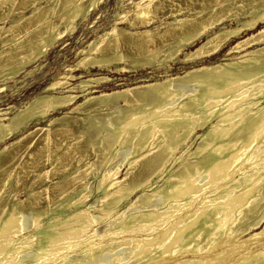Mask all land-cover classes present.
I'll use <instances>...</instances> for the list:
<instances>
[{
    "label": "bare ground",
    "instance_id": "obj_1",
    "mask_svg": "<svg viewBox=\"0 0 264 264\" xmlns=\"http://www.w3.org/2000/svg\"><path fill=\"white\" fill-rule=\"evenodd\" d=\"M39 1H31L33 11L28 17L19 16L8 27L0 26V75L13 78L26 71L58 39L72 33L75 21L85 18L101 0H88L86 6L83 0H48L52 4L43 8L36 6ZM163 1H131V10L116 16L131 26H147L159 19L157 12L166 8ZM15 2L0 0V9L7 7L0 21ZM169 2L170 8L180 6L175 0ZM201 5L207 12L195 16L178 18L184 10H172L173 20L162 32L155 27L131 33L113 23L82 51L85 68L100 70L114 64L115 72L121 73L128 69L120 67L121 62L132 69H162L160 79L86 95L75 106L76 90L88 92L112 79L89 78L73 85L69 82L83 76L69 72L24 107L0 109V174L28 152L32 141L24 145L22 141L33 133L15 140L11 148H20L11 156L6 140L22 135L32 122L61 109L89 116L105 111L101 118L87 119L91 124L85 130H97L94 152L101 155L99 167L76 158L83 169L74 171L70 183L56 185L57 205L31 208L29 234L23 233L30 222L19 209L22 201H8L1 207L0 264H264V28L228 50L250 48L239 56L216 63L202 61L264 25V0H202ZM243 10L247 20L239 19ZM228 18L236 19V27L222 26ZM23 21L31 26L16 30ZM125 34L129 36L126 42ZM24 35L28 46L14 53ZM176 64L188 70L169 75ZM55 87L58 93L52 92ZM70 124L36 129L35 134L42 135L28 153L29 164L53 158L65 166L69 152L57 154L54 142L71 133L79 139L86 136L83 131L74 132ZM257 148L262 150L257 152ZM121 150L125 154L118 159ZM121 169H126L124 174ZM91 173H96L98 209L86 203ZM13 187L12 176L1 178L0 198ZM29 195L34 198L36 194ZM41 216L45 222L36 225ZM100 219L106 222L102 233L96 228Z\"/></svg>",
    "mask_w": 264,
    "mask_h": 264
},
{
    "label": "rangeland",
    "instance_id": "obj_2",
    "mask_svg": "<svg viewBox=\"0 0 264 264\" xmlns=\"http://www.w3.org/2000/svg\"><path fill=\"white\" fill-rule=\"evenodd\" d=\"M20 1L21 0H16L10 13L7 15V18L4 21H0L1 27H8L11 24V19H17L19 16L28 17L31 14V12L33 11V7H31L32 5L30 4L33 3L31 2L33 0H25V1L22 0L21 2ZM131 1H137V0H101L96 7L92 8L86 14L87 16H85V18H80L75 21V29L73 30L72 33L66 34L64 37L58 39L54 43L53 47H51L42 58L37 60V62L31 64L28 68H26V71L24 70L20 71L13 78L9 76L5 77V75H0V109L7 108L8 106H12L16 108L24 107L29 101L33 100L37 95L41 94L44 88L51 85L55 81H58V80L63 81V78H65L67 76L66 74H68L69 72H72V74L75 76H79V75L83 76V79H80V80L77 79L75 81L69 82L70 84H73V85L77 84L81 80L89 79V78L96 79L100 77H106V78L112 79L111 83L100 84L98 86H94L95 88L89 89L88 92L82 93L80 92V90H76L73 94L79 96V98L75 106L82 103L86 95L97 96L100 92L109 93L113 90H119L125 87H129V86L132 87L133 85L141 84L144 79L145 80L146 79H152V80L160 79L161 76H164V71L162 69L156 68V70H153L149 67L147 68L146 67H141V68L136 67L132 69L130 68V65L123 64L121 62L120 64L118 63L120 67L128 68L125 70V72H121V73L115 72L114 64H111L108 67H103L100 70L97 68L92 69L90 67L85 68L84 66H82L83 64H81V61L86 57L85 54L82 53V51H86L87 49H89L88 45L96 41L97 38L103 34L104 31L109 30L110 27L113 25V23L117 24L118 28L125 29L131 33L142 32L145 29L153 30L155 27H158V31L162 32L166 23H170L173 20L172 16H170V12L172 10H173L172 12H175V10H180V9L184 10L183 11L184 13L180 12L181 14L179 15L177 14L178 18L195 16V14L200 11L204 13L207 12L204 10L203 6L201 5L202 0L201 1L194 0L195 2L193 0H178V2H176L177 0H175L174 4H177L180 6L171 7L173 9L169 7V3H170L169 0H166L167 2L163 1V3H165L164 5H166L165 6L166 8L163 9L164 11L159 10L157 12L160 20L159 19L155 20V22L147 26L142 25L140 23H135V25L131 26L129 22L123 21L122 19H119L116 16V14H119L122 10H126V11L128 9L131 10V5L129 4ZM50 2L51 1L48 2V0H40L36 6L43 8L45 6H48L49 4L51 5L52 2L51 3ZM83 3L86 6L88 4V0H83ZM26 5H28L29 7L27 6L28 7L27 8ZM21 8H24V9H21ZM1 11L3 13L4 11L6 12L7 7L3 6V9L2 8L0 9V15L3 14ZM239 14H240L239 15L240 20L248 19V16L245 15V10L241 11ZM126 22L129 26L126 24ZM27 24H28L27 22H24V21L21 22L20 27L16 28V30H19L23 26H31V24L29 25ZM236 25L237 24H236L235 18H232V19L228 18L222 22V26H226V27H236ZM263 28H264V25H260L257 30L250 32L247 35H242L240 38L238 37L237 39L231 40L220 53L216 54L215 56L203 58L202 61L205 63L207 62L216 63L222 60L224 57L232 58V57L239 56L240 54H242L244 50H247L250 48L246 46L245 48L239 51H235L233 53H229L228 50L234 47V45H236L238 42L247 38L248 36H251L252 34H257V32H259V30ZM16 30H14L13 33L17 35L18 33H16ZM24 36L26 38H24ZM24 36L23 37L20 36L21 39L18 41L20 44L17 45L18 46L17 48L16 47L13 48V50H15L13 51L14 53L20 52L23 47L26 48L28 46L27 35H24ZM128 39H129V36L125 34L123 40H125L126 42L128 41ZM31 41L34 42V39H32ZM155 41L157 43L155 44L158 45L159 41L157 39H155ZM122 49L126 52H129L127 48L126 49L124 48V44L122 45ZM194 50L195 49L192 48L189 50V52H192ZM29 70H31V73H28ZM187 70L188 68H186L185 66L176 64V65H172L171 69L168 70V74L173 75V76L182 75L183 72ZM58 91H60L59 88L55 87L52 92L58 93ZM62 92H65V91H62ZM101 110L102 111L99 112V114L91 113L90 116L87 115L88 114L87 112L71 113L70 109L57 110V111L51 112L47 116V118L44 119L43 121L41 120V121L32 122L26 128V130L23 131L22 135L10 137V139L6 140L5 145L8 147L10 146V149L8 151L10 152V150H12L10 152L11 153L10 156H11L15 152H17L20 148L18 146L17 147L14 146L13 148H11V145L15 142V140H17V138H21V136L27 137V135L30 132L33 133L32 135L26 138L27 140L24 138L22 141V145H24L25 143L29 141H32L31 145L33 147L31 146L28 149V152L19 155L18 158H16L14 162L10 164L11 167L9 166L5 172L0 174V179L3 177H6L8 174L12 176L14 180L13 189L10 188L9 194L4 195L2 198H0V209L1 207L3 208L4 206H6L8 204V201L10 202L13 200L22 201V204L19 206V209L22 212V215L25 221L30 222V228L27 231L23 232L24 235L29 234V232L33 228V225L30 221L31 216H32L31 208H34L36 210H42L41 208H44L46 205L50 206V208H54V206H56L60 200L59 198L55 197L57 194L56 185L62 186L64 184L70 183L73 179L72 174L74 173V171L78 169L79 170L83 169L81 168L83 163L81 162L77 164L76 158L82 157V159L85 160L84 161L85 164L94 163L96 166L99 167L101 155L96 154L94 152V147L97 144V139H96L97 130L93 129L92 131V129H89L87 132H85V130H86V127H89V125L91 124V122L89 123L88 120L91 121L90 117L92 118V115H93V118L97 117V119L102 117L105 111H103L104 109H101ZM95 114L96 115L98 114V115L96 116ZM60 117H62V119ZM76 117H77V120H75ZM54 119H61L62 121L59 120V122H54L51 124L50 123L51 120H54ZM70 122H71L70 125L74 129V132L83 131L85 132L86 136H84L82 139H79V138H76V136H72V133H71V134H67L63 137L58 138L54 142V145H55L54 151H56L57 154L61 155L65 151L69 152L68 153V155L70 156L69 161L65 163V166L63 165L62 167H60V165H57L56 161L53 158L49 162L44 161L36 166L30 165L29 163L31 162V158L29 157L28 153L34 150L35 148L34 146H36V143L38 144V142L40 141L39 139L42 135V132L41 133L37 132L38 134L36 135L35 130L38 128L48 130V129L55 128L60 123H70ZM25 140L26 142H24ZM195 141L196 139L192 141L193 143L191 142V147L192 145L195 144ZM2 147L3 145L0 146V150ZM258 149L259 148H257V152L262 150V149L260 150ZM255 152L250 153L251 155V156L249 155L250 158L253 157L257 153ZM119 154L120 156L118 159H122V156L125 154V152L121 150L119 151ZM54 169L55 171H52ZM125 170L126 169L122 170V174H124ZM44 172H48L46 174L47 178H46V175L43 174ZM95 174L96 173H91V175H89V178H88V183H89L88 187L90 189V194L86 200V203L98 209L99 207L96 205V203L99 205V201L97 199L98 193H97V183H96ZM38 175L40 176L37 177ZM45 188H48V190L43 192ZM31 192L36 194L34 198L33 197L30 198L29 194ZM73 210L74 208L69 209L68 211H66V214L70 213ZM93 214L97 217L101 216V214L98 213L97 211H94ZM40 218L41 219L38 220L39 223L37 221L36 225H39L40 222L41 223L45 222L46 220L45 216H41ZM105 223L106 222L101 221V219L97 222L96 228L99 233H102L103 231H105L106 229ZM70 255H73V254H70Z\"/></svg>",
    "mask_w": 264,
    "mask_h": 264
}]
</instances>
